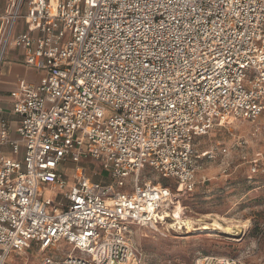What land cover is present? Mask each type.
I'll return each instance as SVG.
<instances>
[{"label":"built area","instance_id":"obj_1","mask_svg":"<svg viewBox=\"0 0 264 264\" xmlns=\"http://www.w3.org/2000/svg\"><path fill=\"white\" fill-rule=\"evenodd\" d=\"M24 1L0 15V67L13 45L42 76L11 93L18 138L0 121V264L35 247L38 264H148L134 227L196 191L197 139L264 113V0ZM146 168L172 182L142 181Z\"/></svg>","mask_w":264,"mask_h":264},{"label":"rangeland","instance_id":"obj_2","mask_svg":"<svg viewBox=\"0 0 264 264\" xmlns=\"http://www.w3.org/2000/svg\"><path fill=\"white\" fill-rule=\"evenodd\" d=\"M228 121L196 141L201 155L199 182L196 191L184 195L179 204L180 216L187 223L178 228L172 216L157 227H134V241L146 253L148 264H190L199 255L264 264V113L254 122ZM92 168L112 182L100 162H94ZM63 173L72 179L70 168ZM141 180L163 185L172 182L150 168L143 171ZM122 182L130 184V179ZM47 188L42 198H53L55 189ZM227 227L232 233H226ZM71 248L61 241L56 252L68 253ZM40 258L41 252L32 248L11 255L7 264H38Z\"/></svg>","mask_w":264,"mask_h":264},{"label":"crops","instance_id":"obj_3","mask_svg":"<svg viewBox=\"0 0 264 264\" xmlns=\"http://www.w3.org/2000/svg\"><path fill=\"white\" fill-rule=\"evenodd\" d=\"M15 2L16 0H0V15L10 13L15 6ZM26 9L27 5L25 0L22 12L25 13ZM26 29H28V22L26 19L22 18L16 23L14 35H17ZM25 56L26 54L23 49L11 45L6 51L5 58L0 67V121L3 120L9 123L11 139L18 138L17 126L21 121V117L13 111L14 98L11 96V93L12 91L18 89L20 84L23 82L38 83L42 76L41 72L25 64ZM0 149H2L6 154L11 155V147L8 144L0 145ZM92 167L93 165L89 166L90 171H93L94 168ZM70 170L72 175V169ZM94 179L110 182L107 180V176L101 172L98 176L94 177ZM34 249L40 251L36 247ZM10 257L8 258L6 264L8 263Z\"/></svg>","mask_w":264,"mask_h":264},{"label":"bare ground","instance_id":"obj_4","mask_svg":"<svg viewBox=\"0 0 264 264\" xmlns=\"http://www.w3.org/2000/svg\"><path fill=\"white\" fill-rule=\"evenodd\" d=\"M182 212V207H181V205H179V204H177L176 205V209H175V214L174 215H172L173 216V218L172 219H174L175 220V224H177L178 225V228H181V227H183V224L185 223H187L186 221H184V220H182V217L180 216V213ZM192 217V216H191ZM171 219V220H172ZM197 220V219H196ZM191 222V221H190ZM239 230V229H238ZM225 231H226V233L228 232V233H232V229L230 228V227H227V228H225Z\"/></svg>","mask_w":264,"mask_h":264}]
</instances>
